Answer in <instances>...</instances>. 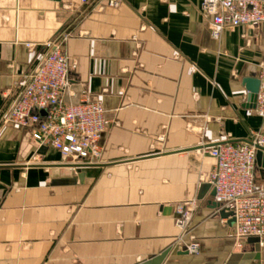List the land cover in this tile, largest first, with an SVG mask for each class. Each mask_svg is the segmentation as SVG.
<instances>
[{"label": "crops", "instance_id": "crops-1", "mask_svg": "<svg viewBox=\"0 0 264 264\" xmlns=\"http://www.w3.org/2000/svg\"><path fill=\"white\" fill-rule=\"evenodd\" d=\"M201 1L0 0V119L60 40L65 102H100L111 120L101 163L76 167L0 125V264H264V241L238 242L212 196L215 160L202 150L264 132L247 88L264 63V23L216 40ZM256 175L264 185L258 164Z\"/></svg>", "mask_w": 264, "mask_h": 264}, {"label": "built area", "instance_id": "built-area-1", "mask_svg": "<svg viewBox=\"0 0 264 264\" xmlns=\"http://www.w3.org/2000/svg\"><path fill=\"white\" fill-rule=\"evenodd\" d=\"M91 8H116L121 0H81ZM201 10L212 18L211 35L218 40L224 29L241 26L258 27L264 23V0H202ZM49 51L40 65L29 73L18 94L0 119V125L28 129L33 139L60 153L63 161L73 166L101 163L102 137L111 124L104 106L84 99L68 104L64 95L71 85V59L63 49V41L48 44ZM260 87L256 110L264 117V63L260 66ZM215 160L208 183L216 192V200L227 208L234 220L238 242L254 238L264 241V185L257 183V153L264 152V132L239 143H218L203 148ZM194 202L179 207L178 225L187 232ZM182 241V236L179 238ZM191 255L200 253V244H185Z\"/></svg>", "mask_w": 264, "mask_h": 264}, {"label": "water", "instance_id": "water-1", "mask_svg": "<svg viewBox=\"0 0 264 264\" xmlns=\"http://www.w3.org/2000/svg\"><path fill=\"white\" fill-rule=\"evenodd\" d=\"M248 83V91L250 92V101H253L255 103V106H256V100H257V94H258V91H259V87H260V81L259 79L258 80H249L247 81ZM264 152L262 151H258L257 153V164L261 167V168H264ZM212 196L215 197L216 196V192L215 190L213 189V192H212ZM254 241H258L257 239H254V238H251L249 240L250 243H253Z\"/></svg>", "mask_w": 264, "mask_h": 264}]
</instances>
